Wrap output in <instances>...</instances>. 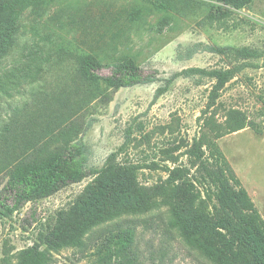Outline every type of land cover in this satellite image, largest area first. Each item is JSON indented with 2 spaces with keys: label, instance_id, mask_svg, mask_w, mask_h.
Masks as SVG:
<instances>
[{
  "label": "rangeland",
  "instance_id": "obj_1",
  "mask_svg": "<svg viewBox=\"0 0 264 264\" xmlns=\"http://www.w3.org/2000/svg\"><path fill=\"white\" fill-rule=\"evenodd\" d=\"M88 55L99 75L131 58L154 80L102 91L81 74ZM235 112L252 125L226 133ZM68 129L95 173L1 216L0 264L31 247L48 264H98L97 250L130 228L137 264H264V0L0 11V199L14 201L4 187L20 152L54 135L58 145Z\"/></svg>",
  "mask_w": 264,
  "mask_h": 264
},
{
  "label": "trees",
  "instance_id": "obj_2",
  "mask_svg": "<svg viewBox=\"0 0 264 264\" xmlns=\"http://www.w3.org/2000/svg\"><path fill=\"white\" fill-rule=\"evenodd\" d=\"M30 1L32 0H0V11L24 6ZM152 5L157 9L160 7L164 9L169 6L167 3H159V1H154ZM78 60L82 63V76L93 83L102 84L104 86L102 91L116 90L120 87L148 83L154 80L152 75L143 74L141 68L131 58H124L110 65V74L104 76L95 73L96 69H100V65L94 57L90 55L78 56ZM207 74L214 76L220 83L225 80L227 72L215 69L208 71ZM250 125L252 123L246 119L244 114L235 112L229 116L222 128L225 132H234ZM75 132L73 129L65 131L62 135V141L58 145L53 146L57 141V137L54 135L50 142L28 149L24 148L20 152L15 167L13 169L7 168L8 179L4 187L5 191L12 194L14 201L10 206L4 202L6 200L4 197L0 199V218L12 213L24 202L38 199L68 183L80 181L88 173H95L94 170L86 171L84 167L87 150L82 142H76ZM211 149L222 168L230 171L222 153L215 146H211ZM4 167H7V164ZM173 225L176 226L177 222L174 221ZM133 236L134 229L130 228L129 231L108 240L107 244L95 253L97 263L137 264L135 257H133L134 254L127 255L130 252ZM49 260L50 257L46 250L31 247L22 252L15 263L6 261L5 264H48Z\"/></svg>",
  "mask_w": 264,
  "mask_h": 264
}]
</instances>
